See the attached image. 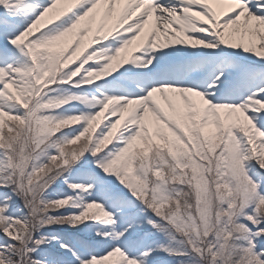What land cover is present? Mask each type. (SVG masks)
Masks as SVG:
<instances>
[{"label":"snow or ice","instance_id":"obj_1","mask_svg":"<svg viewBox=\"0 0 264 264\" xmlns=\"http://www.w3.org/2000/svg\"><path fill=\"white\" fill-rule=\"evenodd\" d=\"M0 264H264V0H0Z\"/></svg>","mask_w":264,"mask_h":264},{"label":"rangeland","instance_id":"obj_2","mask_svg":"<svg viewBox=\"0 0 264 264\" xmlns=\"http://www.w3.org/2000/svg\"><path fill=\"white\" fill-rule=\"evenodd\" d=\"M90 38V34H86L85 41H87ZM13 91H16V89H13ZM87 182V181H86ZM66 188V186H64ZM65 211H76V209H66ZM56 230L63 231V228H60L59 226H55Z\"/></svg>","mask_w":264,"mask_h":264}]
</instances>
